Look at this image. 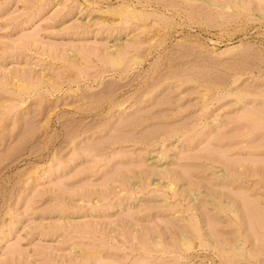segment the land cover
<instances>
[{"label": "rangeland", "instance_id": "obj_1", "mask_svg": "<svg viewBox=\"0 0 264 264\" xmlns=\"http://www.w3.org/2000/svg\"><path fill=\"white\" fill-rule=\"evenodd\" d=\"M0 264H264V0H0Z\"/></svg>", "mask_w": 264, "mask_h": 264}, {"label": "bare ground", "instance_id": "obj_2", "mask_svg": "<svg viewBox=\"0 0 264 264\" xmlns=\"http://www.w3.org/2000/svg\"><path fill=\"white\" fill-rule=\"evenodd\" d=\"M200 3H203V2H200ZM189 5H190V3H189ZM135 13H136V12H135ZM136 14H137V13H136ZM138 14H139V15H138ZM138 14H137L136 18H138L139 16H140V17L143 16V15L141 16V15H140L141 13H139V12H138ZM132 17H135V15L133 14ZM140 17H139V18H140ZM166 24H167V23H166ZM167 27H168V24H167ZM132 57H133V58H132ZM132 57L129 58V61H130V59H131V61L135 60V59H134V56H132ZM120 58H121V57H120ZM120 58L117 57L116 59L119 60ZM124 58H125V57H124ZM121 59H123V58H121ZM132 59H133V60H132ZM117 60H116V61H117ZM114 62H115V58H114L113 63H114ZM117 62H118V61H117ZM119 63H120V64H123L122 61L119 62ZM115 64H116V63H115ZM19 86H20V85H19ZM17 88H19V87H17ZM21 88H24V89H25V87H23V85H22ZM21 88H20V90H21ZM24 89H23V90H24ZM169 187L171 188V186H169Z\"/></svg>", "mask_w": 264, "mask_h": 264}]
</instances>
